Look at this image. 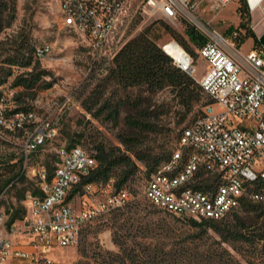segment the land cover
<instances>
[{
    "label": "built area",
    "instance_id": "built-area-1",
    "mask_svg": "<svg viewBox=\"0 0 264 264\" xmlns=\"http://www.w3.org/2000/svg\"><path fill=\"white\" fill-rule=\"evenodd\" d=\"M58 8L62 24L87 39L96 59H111L126 42L122 40L123 19L134 2L147 17L161 15L175 20L187 15L192 0H50ZM223 7L230 0H211ZM252 12L264 0H245ZM194 4V3H193ZM175 42V41H170ZM169 43V42H167ZM165 43V44H167ZM180 46L172 58L176 66L191 75L209 97L200 114L180 132L170 157L147 178L143 194L149 203L177 216L195 220L220 219L242 199L262 198L257 184L264 185V47L244 55L221 34L214 32L195 51L206 61L204 73L195 76V58ZM51 51L37 48L38 58ZM0 95V126L15 130L34 122L31 110L7 113ZM10 110V109H9ZM45 120L36 121L25 145V155L55 136ZM53 175L38 170L40 194L27 192L26 212L9 223L0 207V264H52L50 253L75 246L83 227L98 216L124 206L133 197L126 190L115 191L106 184L84 183L81 192L68 195L96 166L95 158L83 147L62 145ZM24 237L19 239V236ZM62 264H76L73 260Z\"/></svg>",
    "mask_w": 264,
    "mask_h": 264
},
{
    "label": "trees",
    "instance_id": "trees-1",
    "mask_svg": "<svg viewBox=\"0 0 264 264\" xmlns=\"http://www.w3.org/2000/svg\"><path fill=\"white\" fill-rule=\"evenodd\" d=\"M238 11L241 17L239 26L246 28L250 14L245 0L240 2ZM15 17L16 0H0V32L9 27ZM158 23L165 32H168L190 53H194L190 44L200 46L206 41V37L188 23L184 24V34L187 35L189 42L164 20L160 19ZM151 28V25L145 27L124 43L114 57L109 59L106 74L99 78V83L82 101V106L93 118L106 119L116 126L119 124L121 112L125 111L123 119L127 128L117 133L119 142L124 146L123 149L107 142L98 131H92L88 127L67 133L66 147L84 145L86 146L84 149L96 161L94 169L82 178L67 199L81 192L84 183L106 184L110 180H112L115 191L126 189L132 195L133 198L124 206L95 218L107 217L103 222L111 229L112 242L118 247L117 252L105 251L101 262L106 264H244L230 252L225 244L237 251L246 248L251 252L260 250L261 253H264V185L262 184H257L255 187L261 189V199L253 200L245 197L239 206L230 210L226 216L220 219L198 221L189 218L185 221L180 216L156 208L184 224L198 229L195 237L200 243H195L194 246H189V243L171 244L160 239H156L154 242L148 240L154 238L156 229L161 228L162 231L165 225L159 220L155 222L146 219L140 213L143 207L135 200L136 189L132 187L139 172L138 162L145 167L147 180L150 174L170 157L182 130L178 134L172 135L170 128L163 127L164 117L169 114L173 105H179L183 109L178 121L181 122L191 112L194 105L201 102L203 106L210 100L199 83L175 65L172 58L157 43L158 35L151 32ZM247 35L253 36L254 40L259 42L255 33L249 29ZM12 45V52L5 57V62L8 65L2 67L0 71V84L5 83L7 78L13 75L12 66L15 65L26 70L14 75L10 83L12 87H21L24 90H36L41 86L49 87L50 81L45 82L44 85L40 84V81H43L42 75L46 71L40 69L39 58L36 55L38 47L32 42L30 29L22 26L12 41ZM99 61H105V58L99 59ZM165 89H168L172 94V100H175L173 104L164 103V101L158 103L154 100L156 93ZM16 98L22 100L20 95H17ZM19 110L30 109L17 106L10 109V113ZM88 122L90 121L88 120ZM29 123L31 122L15 130H20ZM159 134L166 142L176 138L172 149H167L165 143L157 145L147 139L150 135L157 136ZM42 145L27 155L22 153L18 157V164L22 165L25 158L37 156V153L33 152ZM57 161L58 157L52 162L45 160L48 180L53 175ZM24 179V171L19 168L1 181L0 193L14 180L23 181ZM27 192L41 193L36 183L22 187L18 191L16 203L3 207L7 212L11 209L9 223L21 219L25 214L26 207L22 200L25 199ZM85 228L86 225L82 232ZM209 229L218 238L207 242ZM86 252L85 248L82 255L86 256ZM247 263L253 264L251 261Z\"/></svg>",
    "mask_w": 264,
    "mask_h": 264
},
{
    "label": "rangeland",
    "instance_id": "rangeland-1",
    "mask_svg": "<svg viewBox=\"0 0 264 264\" xmlns=\"http://www.w3.org/2000/svg\"><path fill=\"white\" fill-rule=\"evenodd\" d=\"M241 1L230 0L226 5L220 7L211 0H192L194 4L189 5V13L194 18L180 14L175 20H170L161 15L157 17L144 16L141 14L138 3L134 2L123 19L122 31L124 35L122 40L127 41L151 25V32L158 35L157 43L160 46L170 41L177 42L159 25L158 20L162 19L188 42L189 39L184 34L185 23L201 32L206 40L210 39L214 32H218L242 56L249 49L264 47L260 40L256 42L253 36L247 35L248 29L254 32L258 39L264 34V3L253 12L248 8L250 20L247 27L243 28L239 26L241 17L238 6ZM22 26L30 29L32 42L36 47L43 45L51 47L48 54L38 59L40 69L46 71L42 75L43 81H40V84L44 85L45 82L50 81L51 85L46 88L41 86L36 90L12 87L10 83L14 75L26 70L15 65L12 66L13 75L9 76L5 83L0 84V95L9 100L6 102L7 104H2L3 107H9L6 108V114L10 113L9 109L24 106L33 112L35 119L34 122L15 131L0 126V183L19 168H22L25 175L23 181L14 180L12 184L2 190L0 207L15 204L18 191L30 183H36L38 170L43 167L46 168L45 160L52 162L55 158L57 159L58 148L67 145V133L88 127L92 131H98L107 142L123 149L124 146L119 142L117 133L127 128L123 119L125 111L121 112L119 124L116 126L106 119L97 120L93 118L82 106V101L88 97L90 90L99 83V78L106 74L109 58L105 57V61L102 62H98V59L94 61L96 57L91 53L87 39L62 24L57 5L50 0H16V17L9 27L0 32V71L2 67L8 65L5 62V57L12 52V41ZM190 45L194 51L192 55L195 58L197 68L195 76L200 78L204 73L206 61L202 57H198L195 51L198 46ZM17 95H20L22 100H18ZM154 100L158 103L164 101V103L173 104L175 102L172 100V94L168 89L156 93ZM201 108L202 105L199 102L194 105L183 121L178 122L183 109L179 105H173L169 114L164 117L163 127L170 128L171 134L176 135L201 111ZM41 120L48 121L51 127L55 128L56 134L44 143L37 150L38 152H33L37 153V156L25 158L22 165H19L18 157L22 153L25 154V141L33 130L36 121ZM147 139L157 145L165 143L167 149H172L176 141V138H172L166 142L160 134L157 136L150 135ZM80 146L86 148L84 145ZM138 164L139 172L132 187L136 189L135 200L143 207L140 213L146 219L155 222L159 220L165 225L162 231L161 228L156 229L154 238L148 240L154 242L156 239H160L171 244L189 243V246L200 243L195 237L198 229L157 210L145 198L143 194L146 183L145 167L140 162ZM24 201L25 199L22 200V203ZM106 218L95 219L87 223L77 245L62 247L50 253L49 256L53 259L52 264H62L67 260H73L76 264H106L101 262L105 251H118V247L111 239V229L103 222ZM207 235V242L218 238L211 229L208 230ZM23 237L24 235H21L19 239ZM225 246L244 264H248V261L253 264H264V253H261L260 250L251 252L245 248L237 251L227 244ZM85 248L87 252L86 256H83L82 253Z\"/></svg>",
    "mask_w": 264,
    "mask_h": 264
},
{
    "label": "bare ground",
    "instance_id": "bare-ground-1",
    "mask_svg": "<svg viewBox=\"0 0 264 264\" xmlns=\"http://www.w3.org/2000/svg\"><path fill=\"white\" fill-rule=\"evenodd\" d=\"M251 8H252V12L255 11L257 9V7H254V4L251 3ZM188 16L194 18V16L190 13L187 14ZM197 23H199L197 21ZM165 49L171 53L172 55L176 56L179 52H180V46L177 45L175 42H169L167 44H165Z\"/></svg>",
    "mask_w": 264,
    "mask_h": 264
},
{
    "label": "water",
    "instance_id": "water-1",
    "mask_svg": "<svg viewBox=\"0 0 264 264\" xmlns=\"http://www.w3.org/2000/svg\"><path fill=\"white\" fill-rule=\"evenodd\" d=\"M259 40H260V42L262 43V44H264V34H262L260 37H259ZM180 217L182 218V219H184L185 221H187L189 218L188 217H186V216H181L180 215Z\"/></svg>",
    "mask_w": 264,
    "mask_h": 264
}]
</instances>
